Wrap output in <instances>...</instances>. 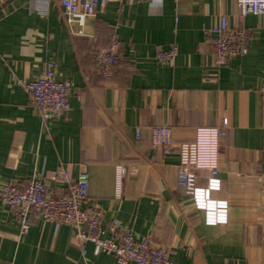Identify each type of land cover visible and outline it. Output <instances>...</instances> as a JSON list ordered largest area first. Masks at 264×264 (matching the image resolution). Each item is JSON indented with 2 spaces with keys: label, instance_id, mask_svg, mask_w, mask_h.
Segmentation results:
<instances>
[{
  "label": "crops",
  "instance_id": "crops-1",
  "mask_svg": "<svg viewBox=\"0 0 264 264\" xmlns=\"http://www.w3.org/2000/svg\"><path fill=\"white\" fill-rule=\"evenodd\" d=\"M34 0H0V188L48 176L59 168L73 178L89 166L88 197L105 211L104 223L120 221L136 239L152 237L171 251L172 264H264V17L240 22L232 0H149L99 5L95 16L70 30L56 1L46 14ZM226 15L231 26L251 32L248 53L220 70L204 29ZM116 33L121 64L109 79L93 55ZM176 45L171 63L158 49ZM55 64L57 81L71 88L70 111L43 122L20 81ZM219 75V81L207 80ZM227 122V124H225ZM168 126L177 143L197 129L219 128L221 187L209 199L227 204V222L209 225L191 195L178 184L177 151L165 155L151 143V129ZM141 129V139H136ZM123 166L122 195L115 197V169ZM207 173L199 174L206 186ZM64 185L47 180V192ZM71 225L31 215L21 235L15 213L0 203V264H118L112 255L87 253ZM133 264V263H130Z\"/></svg>",
  "mask_w": 264,
  "mask_h": 264
},
{
  "label": "built area",
  "instance_id": "built-area-1",
  "mask_svg": "<svg viewBox=\"0 0 264 264\" xmlns=\"http://www.w3.org/2000/svg\"><path fill=\"white\" fill-rule=\"evenodd\" d=\"M56 1L61 8L64 21L73 30L80 27L78 34L89 17L96 14L99 5L118 2L131 5L136 1L149 0H34L35 9L41 13L48 12V6ZM179 1V0H175ZM239 10L240 22L248 15L264 17V0H232ZM74 32V31H72ZM205 35L211 40L212 60L214 67L220 70L229 61L244 57L248 53L251 32L242 24L231 26L226 15H220L215 27L204 29ZM121 42L114 33L108 46L99 49L93 55L94 68L103 79L112 77L114 69L122 62L120 54ZM177 47L172 45L168 50L158 49L156 60L171 63L177 57ZM55 64L48 62L39 77L20 81L29 96V101L36 109L42 121L60 119L70 111L69 97L71 88L66 81H57ZM207 80L218 82L219 75ZM261 105L264 108V79L260 89ZM227 124V122H225ZM222 132L219 128L197 129L193 141L177 143L173 130L164 125L151 129V143L155 149L165 155L177 151L179 157L178 184L191 195L196 210L205 213V221L209 225L227 222V204L219 207L209 199L212 191L219 190L220 146ZM136 139H141V129H137ZM207 173L206 186H199V174ZM127 169L116 166L115 197L122 195L123 179ZM64 185L61 194L47 192V180ZM264 197V175L259 178ZM89 166L87 163L78 165V175L71 176L68 170L59 168L48 176H32L28 181L11 182L0 188V203L15 213L20 234L25 235L31 227V215H37L47 222L56 225L66 224L75 228L74 242L86 255V245H94L95 254L112 255L118 264H172L170 249L158 245L152 237L136 239L133 231L116 220L104 223L105 211L99 203L88 197Z\"/></svg>",
  "mask_w": 264,
  "mask_h": 264
}]
</instances>
